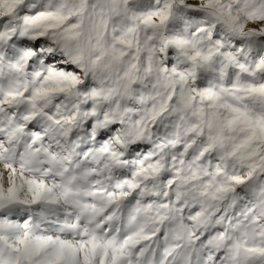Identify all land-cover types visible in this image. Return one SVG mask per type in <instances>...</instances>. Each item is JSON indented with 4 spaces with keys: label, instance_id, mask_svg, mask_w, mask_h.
<instances>
[{
    "label": "snow or ice",
    "instance_id": "snow-or-ice-1",
    "mask_svg": "<svg viewBox=\"0 0 264 264\" xmlns=\"http://www.w3.org/2000/svg\"><path fill=\"white\" fill-rule=\"evenodd\" d=\"M0 264H264V0H0Z\"/></svg>",
    "mask_w": 264,
    "mask_h": 264
}]
</instances>
